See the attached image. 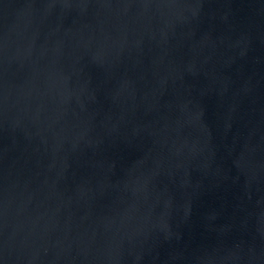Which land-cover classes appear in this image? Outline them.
I'll list each match as a JSON object with an SVG mask.
<instances>
[{"label": "water", "instance_id": "1", "mask_svg": "<svg viewBox=\"0 0 264 264\" xmlns=\"http://www.w3.org/2000/svg\"><path fill=\"white\" fill-rule=\"evenodd\" d=\"M0 264H264V0H0Z\"/></svg>", "mask_w": 264, "mask_h": 264}]
</instances>
